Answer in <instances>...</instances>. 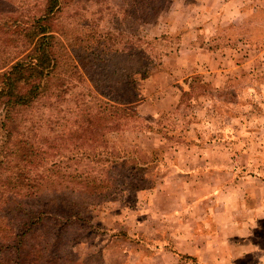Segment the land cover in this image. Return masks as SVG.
<instances>
[{
    "label": "rangeland",
    "instance_id": "rangeland-1",
    "mask_svg": "<svg viewBox=\"0 0 264 264\" xmlns=\"http://www.w3.org/2000/svg\"><path fill=\"white\" fill-rule=\"evenodd\" d=\"M41 7L0 0L1 58L32 46L4 23L28 21ZM50 16L56 39L92 48L93 59L17 119L13 137L37 141L41 169L52 168L50 182L22 201L48 212L21 239L25 257L20 244L7 249L0 230V264H264V0H60ZM189 78L194 89L175 111ZM87 90L131 104L134 116L98 120L94 104L89 122ZM160 118L162 133L150 131ZM93 145L154 150L151 188L122 189L131 162L91 186L74 178L100 174L68 158ZM9 206L0 203L2 224Z\"/></svg>",
    "mask_w": 264,
    "mask_h": 264
},
{
    "label": "trees",
    "instance_id": "trees-1",
    "mask_svg": "<svg viewBox=\"0 0 264 264\" xmlns=\"http://www.w3.org/2000/svg\"><path fill=\"white\" fill-rule=\"evenodd\" d=\"M41 4L40 12L30 17L28 21L20 22L19 20L12 27L11 22H15L12 18L3 25L18 40H22V37L27 39L26 42H21V44L32 45L28 52L11 56L5 55L4 58L0 57V112H4L1 128L5 133V140L0 141V171L4 167L2 172L4 177L0 183L1 189H5L6 186L7 190L3 196L0 195V203L5 199V203L12 202L14 205L13 209H11V206L7 209V212L11 209L10 214H12L7 224H2V220H5L3 218L7 214L1 216L0 230L4 229L5 235L2 238L10 240L9 242L12 241L10 244L7 243V249L17 250L20 246L22 247V249L20 248L21 253L25 252L21 239L28 237L29 233L42 223L48 212L45 205L40 206L37 210H32L22 200L36 197L40 187L46 182H50L46 178L48 174H45V172L52 168L41 169V163L46 158H44L45 154L42 152V148H38L35 143L37 141L29 139L26 134V137H20L17 141L13 137L14 133L17 132V119L23 112L28 115L34 103L45 95V92L53 83L55 86H62L66 85L67 79L69 81L76 79L74 76L80 73L81 67H86L87 63L93 59L92 55L94 53V50L90 47L85 50H77L71 41H68L66 45L62 40L56 39L55 34L52 33L53 30H51L50 25L52 17L50 15L60 4V0H41ZM103 50L105 53V49ZM67 59L70 62V69H68ZM130 75L132 77V74ZM186 83L188 90L182 92L178 105L174 108L175 111H178L180 105L183 104L182 97L189 96L194 89L195 80L189 78ZM85 97L81 101L86 108L83 116L89 122L90 106L94 104L98 107L94 114L98 120L104 118L105 114L110 115L111 118L117 114L122 115L121 118L134 116L130 111L132 109L131 104L122 106L124 104L118 102V100H103L91 90H87ZM94 100L96 102L93 103ZM162 121L163 119L160 118L156 122V127L162 124ZM149 129L156 133H162V130H164L162 125L157 128L149 126ZM154 152V150L139 149L130 153L119 149L107 150L104 147L93 145L90 149L83 148L81 152H77L68 158H75L91 165L90 169H93V172L99 171L100 174H97V177L90 178L89 175L82 176L81 173L74 176V178L81 176L84 180H88V186L95 184V178L101 180L102 171L105 173L113 172L131 162L132 165L127 167L130 168L129 174L126 178L121 177L122 189L144 191L151 188L147 186L145 177L147 172L153 170L156 163L155 156H152ZM145 153L149 154L148 158H144ZM37 156L39 157L36 158ZM11 168L15 172L8 174ZM31 169H37L40 173H33ZM53 169L57 170L60 175L62 174V172L60 173L61 167ZM27 173H32L33 176H29ZM16 228H18V232H12ZM18 244L20 245L18 246ZM26 253L27 251L23 253L24 257Z\"/></svg>",
    "mask_w": 264,
    "mask_h": 264
}]
</instances>
